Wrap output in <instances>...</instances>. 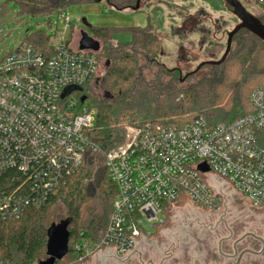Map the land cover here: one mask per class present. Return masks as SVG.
Here are the masks:
<instances>
[{"label":"built area","instance_id":"2783aa9c","mask_svg":"<svg viewBox=\"0 0 264 264\" xmlns=\"http://www.w3.org/2000/svg\"><path fill=\"white\" fill-rule=\"evenodd\" d=\"M256 1L264 14V0ZM58 20L65 26L52 37L50 54L25 43L0 60V220L45 206L94 146L89 130L97 110L82 97L98 74L97 52L74 48L69 17L61 13ZM73 87L81 89L68 92ZM250 103L249 114L214 125L197 118L127 126L124 142L106 157L118 190L113 212L102 235L81 233L79 261L106 248L126 255L184 198L216 209L232 189L264 207V88L251 93ZM204 163L209 171L200 169ZM212 177L231 188H217Z\"/></svg>","mask_w":264,"mask_h":264},{"label":"trees","instance_id":"16d2710c","mask_svg":"<svg viewBox=\"0 0 264 264\" xmlns=\"http://www.w3.org/2000/svg\"><path fill=\"white\" fill-rule=\"evenodd\" d=\"M6 1L17 3L23 14L42 17L61 14L88 3L103 2L110 10H123L132 8L137 2ZM259 18L264 23V14ZM123 31H128L132 39L118 41L116 33ZM90 34L101 42V52L96 53L99 64L102 55L110 59L102 83L103 96L94 92L85 94L97 75L83 90L85 106L97 108L96 124L89 130L97 149L94 146L87 148L81 168L61 182L45 206L28 209L18 220H0V264H36L48 257L49 227L44 225V219L58 201H64L74 214L75 218L68 217L72 219L68 255L79 261L80 253L75 246L81 233L88 231L95 237L102 235L100 233L106 229L113 212L118 190L109 176L106 157L111 149L124 142L127 126L141 125L149 120L187 124L203 118L211 125L237 120L252 112L251 93L258 87L264 88V41L245 29L235 35L232 49L222 64L204 65L202 69L210 68L211 74L187 85L183 84L179 68L167 69L158 62L162 43L150 22L144 27L92 28ZM52 37L46 31L29 33L21 44H33L50 54ZM154 68V78L149 80L145 70ZM196 74H189L187 79ZM57 264L65 263L59 261Z\"/></svg>","mask_w":264,"mask_h":264},{"label":"rangeland","instance_id":"374dc122","mask_svg":"<svg viewBox=\"0 0 264 264\" xmlns=\"http://www.w3.org/2000/svg\"><path fill=\"white\" fill-rule=\"evenodd\" d=\"M240 1L256 16L262 15L261 6L256 0ZM64 14L71 21L66 32L74 48L78 47L82 29L90 33L92 28L144 27L150 22L161 38L162 47L157 55L158 62L167 69L179 68L182 79L194 73L200 63L222 58L227 47L228 33L240 22L224 0H141V7L138 10L130 7L123 10H110L105 3L95 2L74 6ZM58 17L59 14H53L50 17L26 15L21 13L19 5L14 1L0 0V60L11 50L19 47L29 33L46 31L54 36L57 29L62 30L65 26V21H59ZM86 21L90 27L86 25ZM116 37L122 42L132 39L128 31L117 32ZM109 67L110 59L102 55L98 74L85 94L94 92L100 97L103 96V78ZM155 71V68L152 71L145 70L149 80L154 78ZM211 72L212 70L208 67L201 68L195 72L197 74L192 79L185 78L183 84L197 81L198 78ZM96 82H98L97 85ZM94 108L97 110L96 107ZM211 181L217 188H231L226 182L219 183L216 177H212ZM228 191L226 200L220 202L216 209L225 208L226 217L232 227L244 225L245 232H252L264 238V207L256 208L241 194H236L232 189ZM209 209L211 208L201 207L190 199L184 198L169 207L164 216V223L156 226L154 233L147 237H157L167 228L177 233L174 227L181 223L189 224V222L209 219L208 217L219 218L217 213H212L215 208ZM70 216L74 217V214L67 204L64 201H58L47 213L44 225L50 227ZM80 222L83 223L82 220ZM117 259L116 253L106 248L87 258L84 263L76 261L71 255H67L61 261L65 264H117ZM262 264H264V257Z\"/></svg>","mask_w":264,"mask_h":264},{"label":"flooded vegetation","instance_id":"af4514ba","mask_svg":"<svg viewBox=\"0 0 264 264\" xmlns=\"http://www.w3.org/2000/svg\"><path fill=\"white\" fill-rule=\"evenodd\" d=\"M212 213L219 218L181 223L174 227L177 233L167 228L157 237H142L126 255H116L117 264H262L264 238L245 232L244 225L232 227L225 208Z\"/></svg>","mask_w":264,"mask_h":264},{"label":"water","instance_id":"95a60500","mask_svg":"<svg viewBox=\"0 0 264 264\" xmlns=\"http://www.w3.org/2000/svg\"><path fill=\"white\" fill-rule=\"evenodd\" d=\"M226 5L230 8L231 12L239 19V23L235 26L233 30L228 33L227 47L224 55L219 60H209L204 61L199 64V66L194 70V72L199 71L204 65H220L222 64L227 56L229 55L233 39L236 34L241 30L245 29L257 36L264 41V23L262 20L256 16L254 13L250 12L247 7L240 0H224ZM141 7V0H137L135 6L132 7L134 10H138ZM86 25L90 27V24ZM79 49L81 50H93L99 52L101 49V42L94 38L88 31L82 29L80 33V39L78 42ZM186 75L182 80L187 78ZM74 89H81L77 87L71 88L68 92ZM86 100V96L82 97V101ZM200 169L202 171H209L210 168L207 164H201ZM72 222L71 218H66L58 224H52L48 228V244H47V254L48 257L44 260L39 261L36 264H57L59 261L63 260L69 253L70 247V231L69 226Z\"/></svg>","mask_w":264,"mask_h":264},{"label":"crops","instance_id":"0c3cea01","mask_svg":"<svg viewBox=\"0 0 264 264\" xmlns=\"http://www.w3.org/2000/svg\"><path fill=\"white\" fill-rule=\"evenodd\" d=\"M117 255V254H116Z\"/></svg>","mask_w":264,"mask_h":264}]
</instances>
